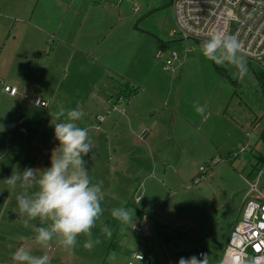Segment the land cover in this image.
I'll return each instance as SVG.
<instances>
[{
	"label": "rangeland",
	"instance_id": "1",
	"mask_svg": "<svg viewBox=\"0 0 264 264\" xmlns=\"http://www.w3.org/2000/svg\"><path fill=\"white\" fill-rule=\"evenodd\" d=\"M57 1L68 2L72 8L71 17L84 20L88 31L101 32L100 20L108 25L105 31H110L109 27L114 30L91 39H86L85 35L80 37V42L87 40V44L96 49L89 59L66 52L48 56L52 43L49 40L47 56L38 77L35 79L34 73L23 76L26 84L19 91L27 94L28 98L18 95L15 103L10 104L6 96L0 97V126L6 133L2 144L0 142V223L12 219L13 215L8 211L18 213L16 195L22 191L19 186L10 189L4 179L10 177L14 169L22 172L28 167H49L50 156L59 143L54 134L55 113L60 108L67 112V109L78 107H74L73 97L70 100L57 97L50 111L52 120H46V111L34 110L31 99L43 96L45 91L62 95L59 89L74 83L72 92L84 94L82 109L89 114L88 118L82 117L80 124L77 122L80 127L88 129L93 145L89 156L85 157L86 168L93 183L103 181L104 212L101 220L110 227L112 236L108 238L102 234L101 223L97 221L92 229L93 239L98 238L101 243L91 251L83 247L87 239L84 236L78 237L77 246L71 251L58 246L55 240L43 248L35 243V222L25 227L24 217L21 216L15 226L7 224L8 228H5L0 225V262L15 264L11 256L23 246L33 255L47 254L50 264H126L139 243L151 251L157 264L163 261L166 253L173 260L178 259L166 264H176L181 257H197L200 250L217 261L223 253L230 225L241 220L246 181L253 180L264 169V86L254 75L256 70L264 80V70L256 66L252 70L244 58L247 72L241 76L232 65L218 66L206 59L200 47L202 41H180L179 37L172 39L169 34L176 30L172 0H54L53 4L49 3L55 7ZM20 2L0 0L1 42L12 35L15 27L17 30L21 26L22 23H16L17 20L32 18L38 0H34V8L28 14L21 11ZM96 2L112 7L114 12L111 14L100 9ZM135 5L140 9L138 13L133 11ZM38 14L35 12V18ZM19 30L24 33L26 28ZM25 37L24 48L32 39L28 35ZM24 48L16 68L23 65L25 70L37 68L40 56L35 47L29 52L28 61L23 59L27 52ZM172 52L180 56L179 63L175 65L176 74L162 69L164 58ZM158 53H162L161 59L157 58ZM60 67L70 68L73 77L65 74ZM46 68L48 74L45 73ZM71 78L73 83H70ZM127 83L140 90L135 98L139 97L141 102L139 110L144 117L142 131L151 132L158 127L161 132L157 142L161 155L153 159L158 166L153 168L152 165V182L146 186L142 184L145 178H135V181L132 177L121 178L118 173L112 175L109 172L107 164H112L120 172L116 160L111 162L109 158L111 151L106 145L109 132L104 125L100 132L94 129L93 120L107 112L100 109L102 98L108 109L110 100ZM0 92L4 93L3 87H0ZM105 94L108 95L103 97ZM111 95L114 97L108 100ZM24 104L27 109L21 114L19 109ZM197 106L205 108L203 115L196 111ZM178 108L193 129H188L189 124L175 118L179 114ZM112 117L107 118V123ZM20 129L26 134L23 136L26 142L18 148L16 142ZM247 132H252V135L247 137ZM47 138L53 142L49 140L45 143ZM7 146L9 149L6 152ZM244 146H249L248 150L240 153ZM44 148H50L51 154L50 158L42 160L39 157ZM126 153H130L135 160L139 152L132 149ZM166 159L170 160L172 168L167 166ZM185 163L190 170L193 163V175H201V169H204L206 181L196 184L195 176L187 182L179 179L178 166ZM166 171L165 184L175 192L174 196L162 185ZM127 182L133 184L129 196L128 191L120 192ZM259 186L264 190V172ZM137 195H143L140 202L135 200ZM118 207H125L134 213V227L121 225L111 216V210ZM174 225L189 227L187 231H190L188 235H192L193 244L191 252L174 254L167 249L173 236H187L178 232ZM160 252L166 253L160 257ZM216 261H209V264Z\"/></svg>",
	"mask_w": 264,
	"mask_h": 264
},
{
	"label": "clouds",
	"instance_id": "2",
	"mask_svg": "<svg viewBox=\"0 0 264 264\" xmlns=\"http://www.w3.org/2000/svg\"><path fill=\"white\" fill-rule=\"evenodd\" d=\"M200 47L203 56L216 65H232L241 76L247 72L246 61L240 54L243 46L235 36L214 32ZM196 111L203 115L205 108L197 106ZM83 116L80 110L66 112L60 108L53 123L55 139L59 143L52 152L50 166L43 169L28 167L22 172L14 169L11 176L4 179L10 189L17 186L22 189L16 195L18 213L24 217L25 227L30 221L39 220L34 239L43 248L55 240L58 246L71 251L76 248L78 237L84 236L87 239L83 247L91 251L101 243L100 239H93L92 229L97 221L101 223L102 234L108 238L112 236L110 227L101 220L103 181L93 183L86 168L85 157L89 156L93 145L88 129L77 123ZM111 216L121 225L135 226L134 213L125 207L113 208ZM138 258L141 260L142 256ZM11 259L15 264H50L47 254L36 256L23 246L12 254ZM261 259L264 257L252 261L240 258V264H257ZM178 264H209V255L181 257Z\"/></svg>",
	"mask_w": 264,
	"mask_h": 264
},
{
	"label": "crops",
	"instance_id": "3",
	"mask_svg": "<svg viewBox=\"0 0 264 264\" xmlns=\"http://www.w3.org/2000/svg\"><path fill=\"white\" fill-rule=\"evenodd\" d=\"M33 2H34V0H21V2L19 4L21 11L25 14H28L32 10V8H34ZM49 2L51 4H53L54 0H44L42 6H41L42 0H38V3L36 4V8L34 9V13H33V16L31 19H27V17H23V18L19 19V21L18 20L16 21V23H19V22L22 23L19 28H21V27L26 28V31L24 33H20L19 28L16 30L17 27H15V29H13V31L11 32L12 35L11 34L8 35L7 39L3 40V42L0 41V87L1 88L3 87V84L1 82L8 84V85H16L18 88L23 87L22 85L26 84L23 81L25 78L23 76L26 73H34V78L36 79L41 72L42 62H43L44 58L47 56L46 52L48 49V44L50 42L49 40H51L52 43L50 44V47H49L51 54L48 56L54 55V54L59 53V52H66V53H69L72 55H79V57L89 59L90 55L94 54L96 49L93 46L88 45L87 40H85V42H80V40H79L80 37L85 35L86 39L88 37L91 39L92 37L94 38V37L98 36L99 34H101L100 36H104V34H109V32L114 30V29H112V27H109L110 31H105L106 28H108L107 27L108 25L106 22L100 20V25L103 28V30L101 29V32L88 31L86 29V22L84 20L79 21V20L71 17L72 8H71V5H68V2H65V3L61 2L60 3L59 1H57L55 3V7H52ZM96 4H98L97 7H99L100 9L109 11L111 14L114 12L112 7L111 8L108 7L103 2H101V3L96 2ZM35 12L39 13L38 14L39 19H38V17L35 18ZM104 27H105V29H104ZM1 28L2 27L0 26V30H1ZM104 32H107V33H104ZM27 35L32 37L33 40L30 38L28 40L29 44L24 48L22 46L24 45V39L26 38L25 36H27ZM53 39L55 40V42ZM32 47L33 48L35 47L36 52L40 56V65L37 68L28 69V70H25L26 68L24 65L22 66V68H16V66H15L16 62L18 61L19 54L23 50V48L26 49V51L28 52V53L26 52V54L23 55V59L25 61H28V59L30 58L29 52L32 49ZM60 68L64 71L65 74L73 77V72L70 68H62V67H60ZM162 69L164 70V63H162ZM45 73L48 74L47 68L45 69ZM70 81H71L70 83H73L72 78ZM73 86H74V83L72 85H70L69 87L59 89L62 92V95H59L58 92L52 93V92H46L45 91V94H43V96L42 95L39 96L40 98L47 101L49 104V106L45 109L35 106L34 99L38 98V97L31 99V101L33 102V109L34 110H40L41 109L43 111H46V114H45L46 120H49V119L52 120V115H51L50 111H51L52 104L54 103L56 98L61 97L65 100H70L71 97H73V99H75V106L74 107L78 106L77 108H74V109L80 110L84 113V109H82V104H81L82 100L81 99L85 96L83 93H73L72 92ZM122 88L123 89L119 90L116 94L117 95H119V93L123 94V91H126L124 93V95L126 97L128 96V94H130V92H131L130 90L138 89L137 93L132 95L131 98L127 97L128 102L126 104L120 105L121 110H125V113H121V112L109 113L107 118L110 116H113L110 119V121L107 123L108 119L106 118L105 122L103 124H101L100 130L95 129V127H94V129L96 131L100 132L102 129V125H104L106 127L105 129L109 132L110 137L106 140V142H107L106 145H107L109 151H111L109 158H110L111 162H113V160H116L118 168L120 167V172H119V171H117L118 169H115V167L112 166V164L111 165L107 164L109 172H111L112 175L118 173V175H120L121 178H126L127 176L134 178V180H135V178L136 179L137 178L138 179L145 178L146 179L145 181H144V179L143 180L141 179V180H142V184L144 185V183H145V186H146L147 184L152 182V180H151L152 175H150L151 172H153L152 165H153V168H155L156 165L158 166V162L156 164V162H154L153 159H154V157H157V156L160 157V155H161V152L157 146V142H158V139L160 137L161 132L159 131L158 127H156V129H153L151 132L148 129L149 131H147L148 132L147 136L144 138H140L141 137L140 134L142 133V130H143L142 126H143V122H144V117L142 116V113H140V110H139V108H140L139 103H141L139 100L140 98L139 97L135 98L139 94L140 90H139V88H136L135 86H133L131 83L125 84ZM3 95L6 96L8 103H10V104L15 103L14 99L17 97L11 98V97H9V95H7L5 93V91H4V93L0 92V97H3ZM20 95L23 97V95H27V94L21 93ZM107 95L108 94H105L103 97H105ZM117 95H115V96H117ZM112 97H114V95L107 97V99L109 100ZM27 98H24V99H27ZM98 98H99V96H98ZM23 102L28 103L25 100ZM103 102H104V100L102 98V101L100 104V109L107 111L109 109V107H108V109H106L107 108L106 102H104V104H103ZM70 104H71V102L68 104V106H70ZM25 109H27V106L24 104V106H21L19 109L20 113L22 114L25 111ZM68 110L69 109H67V111ZM166 110H169V109H166ZM178 112H179V114L177 116L175 115V118L181 119V121H184L185 123L189 124V121H187L188 119H185L186 117H182L183 115H181L180 108H178ZM83 117L88 118L89 114L84 113ZM176 119H175L173 124L176 123ZM93 122L96 126V118H95V120H93ZM79 124H80V122H79ZM154 124H155V122H154ZM189 125H190V127L188 129H190V130H191V128L193 129V126L191 124H189ZM86 127H89V126H86ZM5 135H6V133L4 132V128H2L0 126V142H1V144H2V138ZM24 135H26V134L20 129V131L18 133V139L16 142V145L18 148L22 146V143L24 145V143L26 142L24 140V137H23ZM113 138H114V140H113ZM49 140H50V138L49 139L47 138L45 143H48ZM50 142H53V140L51 139ZM7 149H9L8 146L6 147V152H7ZM44 149H50V148H44ZM132 149H136L139 152L138 157L135 160H133V156L130 153L129 154L126 153V151H131ZM113 156L115 159L113 158ZM164 161H168L167 166H169V168H172L171 164H170V160L166 159ZM50 163H51V159L49 160V165H50ZM47 166H48V164H47ZM191 168L192 169L190 170L188 168V164H186V163L181 164V166H178V169H179L178 178L184 182H187L188 180H193V176H195V179L197 180L198 177H200V174L197 176L194 173V175H193V163H191ZM155 171H157V170H155ZM168 171L163 173L164 184H162V185L165 186L167 190H170V189H168V187L165 184L166 177H167L166 175H167ZM132 185L133 184H130L129 182H127L125 188H123L120 192H123L124 190L128 191L127 196H129L131 194V192L133 191ZM136 191L137 190H135V192ZM114 192H115V189H114ZM170 192L173 196L175 195V192H173L171 190H170ZM123 197H124V195H123ZM8 213L13 215L12 219L9 218V220L7 222L5 220H3L0 223V225H2L5 228H8L7 224L9 226H15V224L18 223V221H19V217H21V215H19V213H16V212L14 213L13 210L8 211ZM33 222H35L34 227H35V229H37L40 226L39 220H34ZM29 223H32V221H30ZM237 223H238V221H234L232 223V225H230V227H229L230 230L228 232V237L226 239V242L230 236L231 231L233 230L234 226ZM36 224H37V226H36ZM44 226H47V225H44ZM174 226H176V228L178 230L176 228L175 229L178 232H180L181 234H186L187 236H185V235H183V236L180 235L179 237L173 236L169 240V243L175 239H178V238L187 239V240H189V242L191 243L192 248H193V244H192V240H191L192 235H188V233L190 231H183L182 229L177 227V225H174ZM179 226H181L183 228L185 227L186 229H189V227L184 226V225L183 226L179 225ZM225 245H226V243H225ZM225 245H224V248H225ZM166 247L169 251H171L168 248V246H166ZM136 251L134 250L131 254H134V253L141 254L144 256V260L143 261H135L133 264H153L152 262L157 264L156 263L157 261L155 260L156 261L155 262L153 257H152L151 251H149L143 243H141V244L139 243ZM223 251H224V249H223ZM200 252H201V250L198 252V255ZM165 253L166 252H164V253L160 252V254L158 256L162 257V255ZM171 253L177 254L176 252H173V251H171ZM221 257H222V255L219 257V259L217 261L212 259V257H209V261H211V262L216 261L215 264L216 263L220 264ZM162 258H163V261L160 262L159 264H166V262H168V261L174 262V261L178 260V259L173 260V257L168 255L167 253ZM197 258H199V257L197 256ZM125 263L127 264L128 262H125ZM1 264H4V263H1Z\"/></svg>",
	"mask_w": 264,
	"mask_h": 264
},
{
	"label": "built area",
	"instance_id": "4",
	"mask_svg": "<svg viewBox=\"0 0 264 264\" xmlns=\"http://www.w3.org/2000/svg\"><path fill=\"white\" fill-rule=\"evenodd\" d=\"M172 6L176 22V30L169 34L172 39L179 37L180 41L201 42L214 32L235 36L243 46L240 54L253 67L264 70V0H172ZM139 10V7L135 5L133 11L138 13ZM162 56V53L157 54L159 59ZM179 61L178 53H170L164 58V70L176 74L175 65ZM1 83L9 97L14 98L21 94L16 85ZM23 97L28 96L23 95ZM127 102L128 98L124 94L115 96L110 101L106 114L96 117L95 129L100 130L101 124L105 122L106 115L109 113H125L120 105ZM34 104L44 109L49 106L48 102L40 97L34 99ZM147 133L142 131L140 138H144ZM251 135L252 132L246 133L247 137ZM248 148L249 146H244L240 153L246 152ZM50 154L51 150L43 149L39 158H47ZM263 172L264 169L257 173L256 178L246 181L247 191L244 195L241 220L230 233L220 264H240V258L252 261L257 257H264V190L259 186ZM206 175V171L201 169V175L196 180V184L206 181ZM142 197L143 195H137L135 200L140 202ZM177 227L187 231L185 227L179 225ZM201 253L203 252H200L198 257ZM139 256H142L141 260ZM143 260V255L134 253L127 264ZM257 264H264V259L258 260Z\"/></svg>",
	"mask_w": 264,
	"mask_h": 264
},
{
	"label": "water",
	"instance_id": "5",
	"mask_svg": "<svg viewBox=\"0 0 264 264\" xmlns=\"http://www.w3.org/2000/svg\"><path fill=\"white\" fill-rule=\"evenodd\" d=\"M168 248L171 251L176 252V253H181V252L188 253V252L192 251V249H193L189 240L181 239V238H178V239L171 241L168 244Z\"/></svg>",
	"mask_w": 264,
	"mask_h": 264
},
{
	"label": "trees",
	"instance_id": "6",
	"mask_svg": "<svg viewBox=\"0 0 264 264\" xmlns=\"http://www.w3.org/2000/svg\"><path fill=\"white\" fill-rule=\"evenodd\" d=\"M197 43H200V42H197ZM250 68L252 69V70H254L255 68L250 64ZM254 75H255V77H256V79L264 86V80H263V78H262V76H261V74L258 72V71H254ZM131 92H130V94H128V96L127 97H130L131 98V96L132 95H134V94H136L137 93V91H138V89H133V90H130ZM126 91H123V94L125 93ZM119 94H122V93H119ZM264 132V131H263ZM262 138L264 139V133H263V135H262Z\"/></svg>",
	"mask_w": 264,
	"mask_h": 264
}]
</instances>
